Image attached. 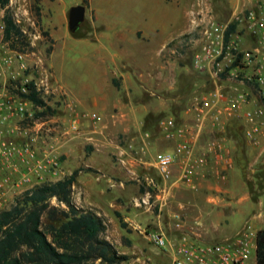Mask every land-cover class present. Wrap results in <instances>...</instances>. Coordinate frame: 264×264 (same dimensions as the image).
Wrapping results in <instances>:
<instances>
[{
	"label": "crops",
	"instance_id": "1",
	"mask_svg": "<svg viewBox=\"0 0 264 264\" xmlns=\"http://www.w3.org/2000/svg\"><path fill=\"white\" fill-rule=\"evenodd\" d=\"M88 1V6L84 4L86 13L89 11L86 19L92 25L88 35L77 37L71 31L65 0H55V4L50 6L51 18L45 17V24L50 28L53 38L50 66L55 79L62 83L68 92V98L79 109L97 112L102 120L99 130L101 133H91L88 121H83L80 134L84 138L86 135L97 148L111 146L115 142L111 134L122 133L137 145L147 144L151 157L159 151L174 150L180 138L178 135L173 138L161 135L156 140L149 141L144 131L146 118L169 110L166 100L155 97L158 92L168 88L165 74L174 63L170 53L165 50L174 37L194 27L197 13L204 3L211 6L219 19H230L235 13L256 4L257 0ZM80 3L79 0L72 2L73 5ZM78 39L82 41L77 42ZM79 46L83 51H76ZM60 51V59L68 58L71 52L79 54L74 60L83 73L82 79L77 77L80 87L73 88L62 78L64 70L58 68L55 59L59 57ZM148 126L155 131L154 125ZM217 135L225 138L226 158L217 161L210 156L204 167L205 173L198 176L193 185L195 187L182 185L177 180L176 172L174 180L167 185L168 192L162 196L167 199L166 210L169 216L172 212H181L187 222L184 231L201 243L219 241L241 229L224 236L232 227L240 226L239 221L234 222L237 204L246 207L241 212L250 213L248 221L256 231L264 227V140L259 145H253L245 139L240 143L226 132H217ZM69 143L61 149L68 155L66 160H61L65 175H71L79 169L75 162L80 159L71 158L75 150L74 143ZM90 149L91 147L88 150ZM227 159L232 166H228ZM131 160L134 163L133 157ZM95 162L92 156L87 158L88 167L95 166ZM222 173H225L224 177L221 176ZM127 174L135 176L138 184L145 178H158L149 172L143 174L135 170L133 174ZM86 178L81 169L73 186L74 200L78 206L94 208L103 216H108V211L115 210L125 221L136 220L142 208L134 205V197L130 203L134 212L130 213L127 210L128 204H121L108 195L104 197L106 191L103 185L96 186L93 190V185L86 184ZM108 180L115 179L108 177ZM80 185L83 195L78 197L77 187ZM117 185L124 186V181L121 180ZM94 194L99 199L94 198ZM158 221L160 227L166 226L161 220ZM168 225L169 230H175L171 221ZM175 231V235H169L171 238L180 235L178 230ZM163 250L171 257V249Z\"/></svg>",
	"mask_w": 264,
	"mask_h": 264
},
{
	"label": "built area",
	"instance_id": "2",
	"mask_svg": "<svg viewBox=\"0 0 264 264\" xmlns=\"http://www.w3.org/2000/svg\"><path fill=\"white\" fill-rule=\"evenodd\" d=\"M195 20L193 29L180 38L179 47L172 52H190L192 66L209 74L217 86L193 97L188 108L192 123L178 124L174 118L161 122L167 138L180 137L174 150L159 151L149 160L145 158L147 144L133 147V162L148 164L160 176L157 183L153 178L148 179L149 185L159 188L154 203L150 192L134 199L136 207H144L147 211L154 206L160 211L166 209L168 202L162 196L168 192L167 185L174 180L176 172L182 185L195 187L198 176L205 173L210 156L217 161L226 158L225 138L217 132H227L231 123L240 124L247 142L259 145L264 140V103L246 85L254 82L264 88V2L242 9L226 21L218 19L211 6L204 3ZM232 24L236 29L228 35ZM5 30V8L0 4L2 40ZM241 33L248 47L242 48L231 39L234 35L240 38ZM32 71L34 67L25 51L11 49L6 55L0 54V81H3L0 87V205L3 203L1 197L19 195L44 181L63 178L61 149L80 131L76 118L60 131V119L55 114L38 115L45 106L37 105L26 95L34 84L49 105L44 91L48 83L44 79L39 81ZM225 72L233 73L238 80L223 85L220 77ZM66 106L72 110L74 105L67 101ZM86 116L93 121L100 119L97 112ZM210 133L212 136L201 142ZM227 164L232 166L228 159ZM170 218L173 228L180 232L177 237L171 238L163 230L147 231L134 220L128 223L145 233L157 247L171 249L170 264H257V231L248 223L232 236L201 243L184 231L187 222L181 212H172Z\"/></svg>",
	"mask_w": 264,
	"mask_h": 264
},
{
	"label": "rangeland",
	"instance_id": "3",
	"mask_svg": "<svg viewBox=\"0 0 264 264\" xmlns=\"http://www.w3.org/2000/svg\"><path fill=\"white\" fill-rule=\"evenodd\" d=\"M55 0H12L11 1V9L21 25L22 29L27 35L28 45H21L22 49L28 54V60L33 65L34 71L31 74L36 77L39 81L44 79L47 86L44 87L45 95L48 98L49 105L56 109L55 115L60 119V127L59 130L63 131L68 122L73 118L78 120L80 131L82 130V122L88 121V126L92 130L91 133H101L99 130L101 128V117L97 121H93L89 119L86 114L92 113L94 111L90 110H81L78 105L68 98V92L62 83H59L54 75L52 68L50 66L51 59L50 54L53 50V38L50 35V28L45 24V17H50L52 15V10L50 8L51 5H54ZM71 1V2H70ZM67 4V9L70 11L71 7L74 6L72 2L75 0H65ZM80 4L89 5L88 0H79ZM258 2H264V0H257L256 4L253 6L247 7L252 8L256 7ZM69 3V4H68ZM246 9V8H245ZM89 15V11H87L86 16ZM218 18V17H217ZM219 19V18H218ZM221 21H226L228 19H220ZM47 21V20H46ZM193 29V28H192ZM191 29V30H192ZM92 30V25L90 20L86 19L79 30L74 32L77 37L88 35ZM189 30L188 32H190ZM188 32L180 36L174 37L170 41V45L168 49L165 50L170 53L172 59V67L168 68V73L165 74L167 77V89L161 90L156 94V99L158 100H166L169 103V110L161 111L159 114L155 116H150L146 118L144 121L145 133H149L150 136H145L147 140L154 141L159 136L164 135V132L161 128V122L167 118H174L178 124H182L185 122L192 123V115L188 113V108L192 102L193 97L196 94H201L207 91L214 89L217 84L211 78L209 74L201 73L197 71L192 66V58L191 54L188 51H182L180 53H173L172 50L174 48L179 47L180 38L186 35ZM243 34L241 33V37L238 35L232 36V40H236L238 45L242 48L248 47L247 39H243ZM246 35H244L245 37ZM81 40H76L77 42ZM82 41V40H81ZM11 50L2 40L0 36V54L6 55V52ZM83 51L81 46L77 47L76 51ZM77 52H71L69 57L73 59L63 58L60 59V55L62 52H59V57L55 58L57 61V66L59 69H63L64 73L62 74V78L74 88L80 87L77 77L83 78L82 69L75 63V60L79 54ZM74 60V61H73ZM80 69V71H79ZM234 71V69L232 70ZM247 73H250L249 70ZM221 83L223 85L232 84V82L238 80L234 76V74H230V72H225L221 75ZM3 85V81H0V87ZM247 87L252 91V93L258 98V100L264 103V88L260 86H256L254 82L246 83ZM161 98H160V97ZM67 101L73 103V109L71 110L66 106ZM63 105V107H62ZM62 107V110H61ZM66 109V110H63ZM187 115V116H185ZM151 125L155 127V131H152L148 126ZM79 133L74 134L72 138L68 141L74 143V152L72 155V159L77 160L80 159L79 162H75L76 168L83 169V175L86 176V184L89 186L93 185V190L96 186L103 185L106 193L105 196H110L112 199L118 201L121 204H128L127 210L131 213L132 208L130 206L131 199L133 201L136 197L141 196L142 193L150 192L152 194L151 201L154 203L156 200V194L159 192V188L154 186L153 184L149 185V180L142 179L140 184H138V180L135 179V176H128L127 173L133 174L135 170L137 173H151L154 176H158V172L148 166V164H136L132 163V157L135 155V150L133 147L139 148L142 145H137L132 142V139L128 140L126 134L115 133L111 134L114 136V144L111 146L105 147H95L90 142V139L85 135ZM227 134V132H226ZM212 134L205 135L203 137V141H205ZM219 136V135H218ZM68 142L65 143L68 144ZM89 147H91L90 150ZM156 154V153H155ZM93 157L95 166H87V158ZM68 158L67 153L62 152L61 160H66ZM146 159H151L152 157L149 155L148 146ZM124 160L125 162H122ZM130 160V162H128ZM65 171V168H64ZM135 175V174H134ZM108 177H112L116 180H108ZM142 177V176H141ZM153 177L155 182H160V179ZM123 180L124 186H118L119 182ZM117 183V184H116ZM83 185V183H82ZM121 188V189H119ZM78 197L83 195L82 186L77 187ZM126 190L128 193H126ZM117 194H116V192ZM144 193V194H145ZM128 194V195H127ZM18 194H10L5 197H1L2 205H0V210L4 208L10 207L16 196ZM94 198L99 199L97 194L93 195ZM101 201V200H100ZM237 209L234 215V222L239 221L240 226L237 228L232 227L229 231L224 235L229 236L234 234L237 230L242 228L246 223L251 225L252 223L248 221L249 214L245 212H241V210H245L244 205L237 204L235 206ZM242 207V208H240ZM108 216H104L108 223L107 231L104 236L107 237L116 247V249L123 254L128 255V259L126 261L121 262L120 264H170L171 257L165 252L163 249L157 247L153 241L149 239V237L145 233H141L137 229H134L129 225V220L125 221L123 218H120L115 210L108 211ZM134 220V219H133ZM165 223V227L159 226V221ZM144 227H146L147 231L153 230H163L168 235H175L177 232L175 230H169L168 223L171 221L169 213L166 209L160 211L158 207H155L151 211H147L144 207H142L141 211L134 220ZM234 224V223H233ZM236 224V223H235ZM252 226V225H251ZM224 238V237H223ZM222 240V239H221Z\"/></svg>",
	"mask_w": 264,
	"mask_h": 264
},
{
	"label": "trees",
	"instance_id": "4",
	"mask_svg": "<svg viewBox=\"0 0 264 264\" xmlns=\"http://www.w3.org/2000/svg\"><path fill=\"white\" fill-rule=\"evenodd\" d=\"M12 0H0L5 8L6 30L3 41L13 50L24 51L27 35L16 19ZM232 24L227 34L234 32ZM45 106L38 115L55 114L31 84L26 95ZM227 134L244 142L238 122ZM81 169L55 181H44L16 196L13 204L0 210V264H120L129 257L120 253L104 236L106 218L74 200V183ZM257 264H264V227L257 231Z\"/></svg>",
	"mask_w": 264,
	"mask_h": 264
},
{
	"label": "water",
	"instance_id": "5",
	"mask_svg": "<svg viewBox=\"0 0 264 264\" xmlns=\"http://www.w3.org/2000/svg\"><path fill=\"white\" fill-rule=\"evenodd\" d=\"M86 19V6L84 4L74 5L69 11V27L76 32Z\"/></svg>",
	"mask_w": 264,
	"mask_h": 264
}]
</instances>
